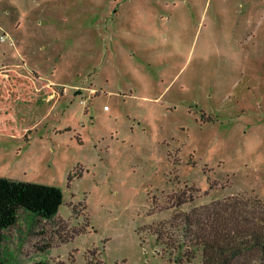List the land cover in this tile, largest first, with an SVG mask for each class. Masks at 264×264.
<instances>
[{"label":"rangeland","instance_id":"374dc122","mask_svg":"<svg viewBox=\"0 0 264 264\" xmlns=\"http://www.w3.org/2000/svg\"><path fill=\"white\" fill-rule=\"evenodd\" d=\"M21 62L59 95L27 137L0 134V176L64 202L21 209L0 264H195L157 223L264 200V0H0V67Z\"/></svg>","mask_w":264,"mask_h":264},{"label":"trees","instance_id":"16d2710c","mask_svg":"<svg viewBox=\"0 0 264 264\" xmlns=\"http://www.w3.org/2000/svg\"><path fill=\"white\" fill-rule=\"evenodd\" d=\"M58 95L24 62L0 67V134L27 137L44 113L41 104ZM186 189L171 193L173 202L168 208L194 200L190 190L186 198ZM63 202L64 193L57 186L0 176V263L4 230L17 223L21 209L53 219ZM173 228L176 230L172 231ZM154 232L176 250L175 258L180 262L264 264V200L258 194H232L179 210L170 220L157 223ZM33 264L47 262L38 260Z\"/></svg>","mask_w":264,"mask_h":264},{"label":"built area","instance_id":"2783aa9c","mask_svg":"<svg viewBox=\"0 0 264 264\" xmlns=\"http://www.w3.org/2000/svg\"><path fill=\"white\" fill-rule=\"evenodd\" d=\"M1 35H2L1 38H2V39H5V35H3V34H1Z\"/></svg>","mask_w":264,"mask_h":264},{"label":"crops","instance_id":"0c3cea01","mask_svg":"<svg viewBox=\"0 0 264 264\" xmlns=\"http://www.w3.org/2000/svg\"><path fill=\"white\" fill-rule=\"evenodd\" d=\"M2 66H5V65H2ZM2 66H1V67H2Z\"/></svg>","mask_w":264,"mask_h":264}]
</instances>
